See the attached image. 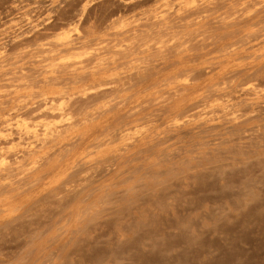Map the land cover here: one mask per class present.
Listing matches in <instances>:
<instances>
[{
	"label": "rangeland",
	"instance_id": "1",
	"mask_svg": "<svg viewBox=\"0 0 264 264\" xmlns=\"http://www.w3.org/2000/svg\"><path fill=\"white\" fill-rule=\"evenodd\" d=\"M0 264H264V0H0Z\"/></svg>",
	"mask_w": 264,
	"mask_h": 264
},
{
	"label": "bare ground",
	"instance_id": "2",
	"mask_svg": "<svg viewBox=\"0 0 264 264\" xmlns=\"http://www.w3.org/2000/svg\"><path fill=\"white\" fill-rule=\"evenodd\" d=\"M85 63V62H84ZM80 65V64H79ZM82 65V64H81ZM69 67V66H68ZM79 69V68H78Z\"/></svg>",
	"mask_w": 264,
	"mask_h": 264
}]
</instances>
